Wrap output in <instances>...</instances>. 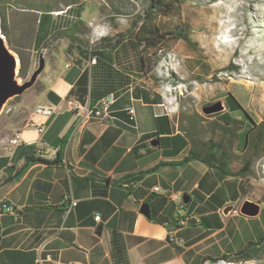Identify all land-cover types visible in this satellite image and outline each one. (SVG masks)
Returning a JSON list of instances; mask_svg holds the SVG:
<instances>
[{
  "label": "crops",
  "instance_id": "1",
  "mask_svg": "<svg viewBox=\"0 0 264 264\" xmlns=\"http://www.w3.org/2000/svg\"><path fill=\"white\" fill-rule=\"evenodd\" d=\"M73 5L75 22L42 15L31 48H47L45 69L5 125L23 144L0 140V199L16 208L0 216V264H264V203L254 217L239 211L242 178L200 159L171 163L189 155L188 119L168 102L136 17L106 15L100 2ZM91 21L102 30L93 45ZM109 92L117 96L109 115L82 123L71 109L73 99L94 106ZM40 105L54 112L38 113ZM36 149L56 158L26 166ZM186 193L189 203L179 202ZM183 215L188 224L178 226Z\"/></svg>",
  "mask_w": 264,
  "mask_h": 264
},
{
  "label": "rangeland",
  "instance_id": "2",
  "mask_svg": "<svg viewBox=\"0 0 264 264\" xmlns=\"http://www.w3.org/2000/svg\"><path fill=\"white\" fill-rule=\"evenodd\" d=\"M14 1L0 0V11L8 43L23 60L24 70L23 73L19 71V76L25 81L37 66L39 52L31 47L34 39L37 41L42 36L38 26L42 15L48 12L26 9L23 5H15ZM26 1L40 6L50 1L52 11L63 8L62 4L55 3L61 0ZM84 1L89 8L100 2L106 15L117 17L120 14L131 18L143 12L149 2L115 0L120 7H114L109 0ZM51 18L57 20L58 17L52 15ZM158 22L164 30H174L188 23L186 33L191 40H169L165 46L167 51L152 56L151 64L164 75L162 85L168 102L181 114L199 113L207 126L219 122L223 115L238 120L243 125L234 129L241 136L235 147L242 150L254 123H264V0H184L174 13L159 16ZM31 90L5 106L0 116V140L9 136L5 125L13 118L18 100ZM230 94L242 109L234 110L235 100L227 103ZM219 100L224 101L225 111L211 115L202 111L204 106ZM224 116L222 120L225 121ZM244 181L246 191L243 200L264 198V154L254 158L252 169ZM182 200L181 196L179 202Z\"/></svg>",
  "mask_w": 264,
  "mask_h": 264
},
{
  "label": "trees",
  "instance_id": "3",
  "mask_svg": "<svg viewBox=\"0 0 264 264\" xmlns=\"http://www.w3.org/2000/svg\"><path fill=\"white\" fill-rule=\"evenodd\" d=\"M83 0H61L55 1L57 4L71 5L75 3H81ZM115 7L118 6V2L115 0H109ZM184 0H149L147 7L143 12H138L135 21V36L144 44V50L150 52L151 55H157L163 51H167L165 47L169 40H185L191 42L188 34L186 33L188 23H184L174 30H164L163 26L158 22L159 16H168L175 12L176 8ZM15 5H23V8L30 10H41L50 12L52 2L47 1L42 6L34 4L33 2H27L26 0H15ZM118 3V4H117ZM20 7V6H19ZM40 11V12H41ZM133 12H131L132 14ZM4 23V21H3ZM5 35L6 27L2 25ZM151 55L145 57V62L150 60ZM20 72L23 73L24 64L21 61ZM231 100H235L237 104L233 105L234 110L242 109L241 104L236 98L230 94L227 98V103ZM224 116V115H223ZM215 121L213 124L206 125L205 119L200 116L199 113L193 112L192 115H185L188 128L192 140V146L187 155L181 162H171L172 164L183 163L193 158L200 159L207 163L211 168L219 169L225 174L239 176L242 178L241 187L243 193H245V181L244 178L249 174L252 169L254 158L258 154H264V123H254L253 127L247 134L244 147L242 150L235 149V142L237 141L238 134L234 132L235 127L243 125L238 120L235 121L228 116H224ZM216 128H220L218 131ZM237 150V151H236ZM35 153H38V157H27L26 166L35 161L48 162L44 159L39 150L36 149ZM158 166H154L148 170H142L141 173H147L155 171ZM134 174H128L123 179L131 178Z\"/></svg>",
  "mask_w": 264,
  "mask_h": 264
},
{
  "label": "water",
  "instance_id": "4",
  "mask_svg": "<svg viewBox=\"0 0 264 264\" xmlns=\"http://www.w3.org/2000/svg\"><path fill=\"white\" fill-rule=\"evenodd\" d=\"M3 18L0 11V116L2 115L5 106L16 97L22 96L25 92L31 89L39 79L46 65L47 48L40 49L37 57V66L30 77L22 81L19 76L21 68V58L19 54L13 50L7 40V36L3 32ZM226 110L223 100H219L202 108L206 115L220 113ZM191 196L186 193L183 195V202L189 203ZM261 202L246 198L239 206V211L248 217L257 216L261 211ZM235 208L234 204L226 206L224 213L229 214ZM141 211L151 217L149 203L142 205Z\"/></svg>",
  "mask_w": 264,
  "mask_h": 264
},
{
  "label": "built area",
  "instance_id": "5",
  "mask_svg": "<svg viewBox=\"0 0 264 264\" xmlns=\"http://www.w3.org/2000/svg\"><path fill=\"white\" fill-rule=\"evenodd\" d=\"M74 11L71 13L68 12L69 9L72 8ZM52 13L55 16H67L69 21L75 22L79 19L78 9L75 5L71 4V7L69 8H61V10H54ZM90 26L92 27V32L90 36V43L91 45L95 44L97 40L100 39L102 35V30L100 28L99 23L97 22H90ZM117 99H114V92H109L105 96H103L97 104L94 106L85 105L78 99H73L70 101L71 109L80 116L81 122L85 123L86 118L93 117L94 115H102V114H110L112 105L116 102ZM9 111V110H8ZM36 111L41 114L45 115H51L54 112L53 106L48 105H40L37 107ZM129 113L131 118H134L135 110L134 108H129ZM3 142L9 143L12 146H19L23 144V140L21 139L20 134H16L15 136H7L2 139ZM40 155L44 159H55L57 155V150L53 149L50 152L44 151V149L39 150ZM65 203L67 204L68 209H71L75 205H77V201L73 199L71 194H67L64 199ZM183 207V204L181 205ZM182 209V208H181ZM16 208L15 206L9 202L7 198L0 199V216L5 213H15ZM99 218V217H97ZM189 221L188 216H179L177 219L178 226H184L187 225ZM212 264H239L235 261H230L227 259H219L216 261H213Z\"/></svg>",
  "mask_w": 264,
  "mask_h": 264
},
{
  "label": "bare ground",
  "instance_id": "6",
  "mask_svg": "<svg viewBox=\"0 0 264 264\" xmlns=\"http://www.w3.org/2000/svg\"><path fill=\"white\" fill-rule=\"evenodd\" d=\"M114 99H117V96L115 93H114ZM106 115H109V114H106ZM98 116H100V115H94L93 117H98ZM93 117L86 118V120L89 121V119L91 120Z\"/></svg>",
  "mask_w": 264,
  "mask_h": 264
},
{
  "label": "flooded vegetation",
  "instance_id": "7",
  "mask_svg": "<svg viewBox=\"0 0 264 264\" xmlns=\"http://www.w3.org/2000/svg\"><path fill=\"white\" fill-rule=\"evenodd\" d=\"M257 201L264 203V198H259ZM241 203H242V202H241ZM241 203H240V204H241ZM240 204H239V206H240Z\"/></svg>",
  "mask_w": 264,
  "mask_h": 264
}]
</instances>
